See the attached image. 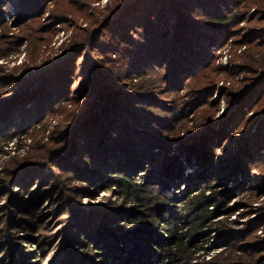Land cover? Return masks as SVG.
<instances>
[{
	"label": "rangeland",
	"instance_id": "rangeland-1",
	"mask_svg": "<svg viewBox=\"0 0 264 264\" xmlns=\"http://www.w3.org/2000/svg\"><path fill=\"white\" fill-rule=\"evenodd\" d=\"M21 1L23 0H0V19L2 20H0V34L5 37L0 45L4 51H14H11L12 53L10 52L7 57L0 58V98L12 96L16 91L18 92L15 82H9L8 79L3 78L7 73H13L17 79L27 77V73L34 71L33 69L43 68L47 63L46 66H49L51 62L61 59L63 65L60 66L59 71H62V76L54 85L59 87L60 93H55L54 97L49 98V102L52 103L60 94L68 96L82 82V78L77 76L79 73L83 75L82 71L78 70L81 55L74 54L71 49V46L78 44L76 40L80 39L79 33L83 32L81 29L88 28L90 24L98 21L106 10L119 0H100L99 2L90 0L91 3L86 7L82 0H53L42 13L41 4L46 0L38 2L32 0V3L37 5L34 6V8L37 7L36 11L32 12L37 14L34 21L30 19L29 11L15 4ZM254 8L252 7L247 13L250 18L254 17L253 22L242 21L239 26L248 27V25L262 23L259 15L255 14ZM21 13L25 15L21 17ZM54 14L59 18H53ZM22 29L24 32L32 31V38L24 40L20 35ZM142 29L147 27L140 28ZM146 32H141L143 34L134 37V40L138 39L144 43L145 36H149ZM241 33L240 29H232V32L226 33L229 40L224 44L220 45L222 42L219 40L210 45L207 44V52L209 51L211 58L206 59V62L210 61L211 65L209 64L205 71L210 77L218 78V82H213L210 86L214 89L212 92L201 90L197 92L198 95L168 97L164 93L167 89H163L164 87L154 80L149 83V89L141 94L149 95V98L142 96L139 101H133L132 112L129 110L125 114L123 111V114L121 112L123 107L128 105L124 102L125 98L118 99L86 126L74 132H68L67 125L59 126V123L67 118L61 114L62 110H59L52 113L42 127L44 134L41 131H36V135L33 134L34 141L26 137L23 141L17 142L13 139L8 144L0 143L1 180H5L8 176L14 177L19 162H22V165L29 164L30 158L37 161L33 162L37 164L34 167L35 170L32 169L31 174L20 179L22 188H13L17 192L15 195L7 188H3L4 185L0 186V261L5 256L2 251L4 249L19 254V262L16 264H66L69 261V264H81V262L88 264L91 253L81 245L80 237L76 235L77 233L74 234L76 230L72 229L71 224H82L84 223L82 221L95 219L97 215L91 216L90 213H93V211L90 212L91 209L103 208L104 212L106 211L105 215L111 214L112 218L119 221L126 219L123 227L118 226L116 222H112L107 227L113 236L118 233L115 240L119 237L123 241L120 234L124 233L127 237L139 236L143 231H139L140 226L137 222L138 217L145 211L144 204L140 205L139 199L133 195H125L117 189L103 188L106 187V183L99 177L104 176L105 172L100 170L98 164L91 158L88 160L82 158L81 154L89 152L92 147H85L82 141L96 139L100 145L104 142L109 144L108 141L113 138L121 141L128 136L132 141H136L141 135L144 136L142 130L150 132L152 129L154 133H159L160 130L165 140H169L164 151L161 150L164 156L170 159L167 167L176 163L183 164L181 172L184 178L176 180L177 184L171 186L168 192H177L180 188L181 191L177 193L179 199L171 202V206L178 205L177 208H181V215L190 216L182 229V238L187 240L190 237L193 244L197 243L186 264H248V261L257 264L260 260L264 263V122H262L264 111H261L262 108L256 111L254 106L248 104V110L238 111L237 118L225 123L227 114L235 105L236 94L243 90L251 93L249 91L257 85L261 75L264 77L262 72L264 55H261L263 52L261 49L264 46L258 48L260 51H254L257 53L255 56L261 59L252 60L250 52H243L246 46L241 43L243 41L240 37ZM134 40L132 45L118 47L121 50L120 65L123 64L126 67L124 60L130 67L137 64V60L132 58L139 49ZM141 48L146 47L141 45ZM86 53H91L92 59L98 55L97 51ZM205 58L202 59V64ZM174 59L175 57L170 62L172 63ZM111 65L117 66L116 63ZM139 65L142 67L141 64ZM199 66L188 67L186 70L189 73L184 71L182 75L185 74V76L182 79L193 73ZM166 67L167 65L163 64V68L166 69ZM128 69L117 68L116 76L106 77L105 72L95 84L92 81L89 82L93 86L103 84L104 88L109 86L115 88L119 80L129 82L125 79ZM141 69H144L141 72L154 76L158 68L155 70L145 65ZM257 74L256 79L251 78ZM141 78L142 76L139 77ZM182 83L180 79L179 87ZM86 84L88 85V78ZM241 88L243 90H240ZM259 89L247 96V99L250 97L249 100L256 102L260 95H264V87ZM99 91L97 89V93ZM105 92L107 91H101L102 94ZM216 92H218L217 97ZM42 102L43 95L37 98L30 94L22 102L6 110V113L0 117V130L9 128V131L13 132L14 129L30 126L31 122H36L34 118L36 110L44 108L45 102ZM135 106L138 107L136 111ZM136 114L141 118L137 119ZM115 115L118 116L116 120L123 126L121 129L125 130L123 136L126 137L120 136L121 134H118L120 128L115 129L112 123L105 125L110 117ZM177 116L183 117L177 121ZM259 116L263 118L257 121ZM27 119V124L20 126ZM132 119L136 121H131ZM129 121L134 124H130ZM244 121H250L251 125L247 128ZM212 124L214 128L205 130ZM56 128L58 132L52 133ZM172 131H175L174 135ZM189 137H192L193 142L189 140ZM173 139L177 142H170ZM104 153L102 148L98 153L101 157H93V160L104 159ZM107 159L103 160L106 166L112 163L118 164L120 160L113 157ZM193 159H197L199 165ZM195 166L200 167L199 174L204 171L208 177L206 179L197 177L194 174ZM13 168L15 171L11 172ZM54 172L57 176L59 175L55 177L57 181L55 185L58 189L53 185L51 187L47 180L54 177ZM64 172L65 175L62 174ZM67 175L69 179H66ZM86 180H92L94 186H88L89 189L83 190L82 186L87 185ZM136 180L141 183L144 181L143 178ZM169 181L173 182V180ZM185 182L188 183L186 190L183 185ZM202 191L206 195H212L211 198L216 203L210 202L208 208L212 213L206 214L205 211H201L200 214L206 215H201V220H198L195 212L199 206L193 207L194 210H184V207L192 205L189 198ZM166 192L167 190L158 191L152 199L158 200V197ZM68 206L72 210L71 208L68 211L63 210ZM171 206L167 207L172 208ZM175 209L172 212H175ZM88 215L91 217L88 218ZM147 215L149 226L153 229L154 217L159 215L151 211H148ZM164 217L165 215H162V218ZM194 221L196 224L192 226L191 223ZM140 236L148 235L144 231ZM116 241L113 244L119 247L121 241ZM121 251L124 252L125 248ZM167 264L172 262L168 261Z\"/></svg>",
	"mask_w": 264,
	"mask_h": 264
},
{
	"label": "trees",
	"instance_id": "trees-1",
	"mask_svg": "<svg viewBox=\"0 0 264 264\" xmlns=\"http://www.w3.org/2000/svg\"><path fill=\"white\" fill-rule=\"evenodd\" d=\"M35 1L38 2L39 0ZM48 1H50L49 4H45ZM82 1L85 7L91 3L90 0ZM94 1L99 2L100 0H93V2ZM52 2L53 0H46L42 3L41 6L43 9L41 13L44 12ZM15 4L17 7L29 11V13H31V20H36L37 14H33L32 12L36 11L37 7L34 8V6L37 5H34L35 3H32V0H23L20 3L15 2ZM252 7H255V14L259 15V20L262 23L253 26L248 25V27L243 25L239 26V23L242 21L253 22L254 17L250 18V16L247 15ZM53 13H55V11ZM24 15V13H21V17ZM50 18H52V16ZM53 18L58 19L59 16L54 14ZM142 27H147V29L140 30ZM232 29H240V31H242L240 37L243 38V41L241 43L246 46L243 52H250L251 59L254 61L260 60L261 58L255 56L257 53H254V51H260L258 48L264 46V2L262 0L116 1L114 6L106 10L98 21L90 24L88 28L81 29L84 33H79L81 34L79 37L80 39L76 40L78 44L75 46L73 45V47L71 46L74 54L80 53L81 55L79 56L78 70H81L83 74L81 75L79 73L77 75L82 78V82L79 83L80 85L77 89L75 87L76 94L75 91L69 93L68 96L67 94H60L55 102H49V98L53 96V94L60 93L59 87H54V85L57 79L62 76V71H59L60 66L63 65V60L61 59L51 62L49 66H46L48 65L47 63L43 68L33 69L34 71L27 73V77H19L17 79L13 73H7L6 76H3V78L8 79L9 82H15L18 92L16 91L12 96L0 98V117L6 113V110L22 102L30 94L37 98L43 95L45 106L41 110L35 109L36 116L34 118L36 122H31L30 126L22 129H14L13 132H10L9 128L0 130V143L8 144L13 139L17 140V142L18 140L23 141L26 137H28L30 141H34V137H32L33 134L36 135V131H41V133L44 134L45 131H42V127L49 119V116L59 110H62L61 114L67 117L59 123V126L67 125L68 132H74L84 125L86 126L90 121L94 120L100 113L106 110L107 107L112 106L113 102L118 99L125 98L124 102L128 105L123 107L121 111L123 114L124 112L126 114V111L129 110L132 112L131 104H133V101H139L142 96L149 98V95L141 94L149 89V83L154 80H157L159 85L164 87L163 89H167L164 93H166L168 97L180 98L186 94L198 95L197 92L201 90L212 92L214 89L213 87L210 88V86L213 82L217 83L218 78L216 76L210 77L208 72L205 71L210 64V61L206 62V59L210 60L211 58L209 51L207 52V44L210 45L218 40L222 42L220 45L224 44L229 40L226 33L232 32ZM143 31L149 33V36H145L144 43H141L138 39L134 40V37L143 34L141 33ZM20 35L23 36L24 40H28L32 38V31L26 30L24 32L22 29L20 30ZM4 38L5 37L0 34V42ZM133 40L139 49L134 53L135 57H130L137 60V64L130 67L128 66V62L124 60L126 67L123 64L120 65L119 58L121 50H119L118 47L132 45ZM112 44L116 46H110ZM141 45L146 48L142 49ZM11 51L14 52L13 50ZM11 51H4L0 45V58L7 57ZM88 51H97L98 55H95L94 59H92L91 53H86ZM261 51H263L261 55H264V48H262ZM174 57L175 59L171 63L170 61ZM203 58H205V62L202 64ZM113 63H116L117 66L114 67V65H111ZM139 64H141L142 67H140ZM144 64L151 66L155 70L158 68L155 71L156 74L154 76H149L145 74L146 72H141L144 70L141 69L145 66ZM163 64L167 65L166 69L163 68ZM199 64L201 65L199 66ZM197 66H199V68L182 79V77L185 76V74L182 75L184 71H186L185 73H189V71L186 70L188 67L195 68ZM176 67H178L177 72ZM117 68H129L127 70L128 75L125 78L129 80V82H121V80H119L117 81L118 86L115 88L110 86L104 88L103 84L93 86L92 83L89 82L92 81L95 84L100 77L104 76L103 74L105 72L107 74L106 77H114L117 74ZM262 72L264 73V69H262ZM85 76L88 78V85L86 84L87 78H85ZM141 76L142 78L139 79ZM257 77L258 74L251 78L256 79ZM180 79L183 81L182 86L180 85L181 87H179ZM259 80L257 85L249 91L251 93H246L241 88L240 90H243V92L236 94V98L234 99L235 105L227 114L225 123L232 122L234 118H237L239 115L238 111L244 109L248 110V104L254 106L256 111H258V108H262L261 111H264V95H260L256 102L249 100L250 97L247 99V96L255 93L256 90H260L259 88L264 87L262 86L264 81L262 75ZM97 89L100 90L98 93ZM128 89H130V91ZM101 91L107 92L103 93V95ZM217 96L218 92H216V97ZM143 100L141 102H143ZM150 103H152V101ZM68 105L70 106L68 107ZM36 107L38 108V106ZM137 108L138 107L134 110L136 111ZM116 117L118 118L116 115L113 117L111 116L105 125L112 123L115 129L120 128L118 134H121L120 136L122 137H126L123 136L125 130L121 129L123 126L116 120ZM136 117L137 119L141 118V116L137 114ZM182 117L183 116H177L176 120L179 121ZM263 117L259 116L257 121H260ZM133 120L136 121V119H132L131 121ZM131 121H129V123L133 125L134 123ZM27 122L28 119L20 126L26 125ZM246 124L248 128L251 122L247 121ZM57 128L54 129L52 133H57ZM211 128H214L213 124L209 125L205 130L208 131ZM150 130V132L142 130L144 136L139 132L141 137L136 141H132L129 136L123 138L124 140L121 141H118L117 138H113L108 141L109 144L104 142L102 144L100 143V145L96 142V139L93 141L90 139L81 140L85 147L92 146L89 152L81 154L82 158L84 160L91 158L93 162L98 164L97 166L100 170H104L105 172L104 176L99 177L101 181L106 183V187L103 188L117 189V191L125 195H133L139 199L140 205L144 204L143 210L145 211L138 217L139 220L137 224L140 226L139 231H145L148 235L140 236L143 232L140 233V237L137 235L136 237H134V235H132V237H127L124 235L125 233L120 234L123 241H121L119 237L116 238V240L121 241L119 247H116L113 242H117L115 236H118V233H115V236H113L107 227H109L112 222H116L118 226L123 227L122 225L125 224L126 219L119 221L112 218L113 215L111 214L105 215L106 211L104 212L103 208L91 209L90 212L93 211V213H90L91 216L92 214L97 215L95 219L82 221L84 222L82 224H71L72 229L76 230L74 234L77 233L76 235L80 237L79 242H81V245L86 247L89 253H91V260L88 261V264H100L102 262L106 264H167L168 261L172 262V264H186L194 248L197 246V243L193 244L191 242L190 237L187 240H183L182 238V229L185 227V222L190 219V216L181 215V208H177L178 205L174 204L173 207L171 206V202H175V200L178 201L179 198L177 193L181 191L180 188H178L177 192H168L171 186L177 184L176 180L184 178L181 172L183 164L176 163L167 167L170 159L164 156L161 150L164 151L166 144H169V140H165V136L159 129V133H154L152 129ZM174 133L175 131H172V135H174ZM192 137H189V140L192 141ZM170 142L176 143L177 141L173 139ZM102 148L103 152H105L103 155L104 159L94 161L93 157H101L98 153H100ZM154 148L156 149L153 150ZM112 157L120 159L121 161L118 160V164L112 163L106 166L103 160ZM30 162L24 165H22V162H19L17 170L15 171L14 168L11 170V172L15 171V176H8L5 180L0 179V186L4 185L3 188H7V190H10L11 193L15 195L17 192L14 191L13 188L17 187V189H21L23 184L20 179L31 174V170L37 165L33 163L37 161L31 158ZM194 162L199 165L197 159H195ZM56 170H58L57 167ZM194 170L196 171L194 174L197 177L201 176L205 179L208 177L204 171L201 174L198 173L200 167L195 166ZM194 170H192V172ZM62 174L65 175V172ZM58 176L54 172V177L47 179L51 187L52 185L56 187L55 184L57 181L55 177ZM69 178L70 177L67 175L66 179ZM138 178H143V183L137 182L136 179ZM169 180H173V182ZM97 181L99 180L97 179ZM85 183L87 185L86 187L82 186L83 190L89 189L88 186H94L92 180H86ZM183 185L185 190L188 189L187 182ZM3 188L2 190H4ZM56 189H58V187H56ZM162 190H167V192L159 196L158 200H153V196L157 195L158 191ZM211 197L212 195H206L204 191L200 194H193L192 197L189 198V202L193 204L189 206L186 205L184 210H194L196 206H199V208H196L197 212H195V215L198 217V220H201V215L212 213L208 208L209 203H216V201ZM168 205L172 208H168ZM69 208L71 207L68 206L63 210L68 211L70 210ZM174 208H176V211L172 212ZM8 211L11 210L8 209ZM148 211L158 213L159 215V217H154L155 223L153 229L149 226ZM201 211H205L206 214H200ZM162 215H165V217L162 218ZM91 216L88 215V218ZM191 224L193 226L196 223L194 221ZM94 226H96V228H94ZM124 248L125 251L122 252L121 250ZM2 251L5 253V256L2 258L3 260L1 259L2 261H0V264H5L6 262H9L8 264H16V262H19L18 253H12L11 250L6 251L4 249ZM71 257L72 256H70V258ZM69 262L66 264H69ZM262 262L260 260L257 264H264ZM247 263L255 264L250 261ZM81 264L85 263L81 262Z\"/></svg>",
	"mask_w": 264,
	"mask_h": 264
}]
</instances>
